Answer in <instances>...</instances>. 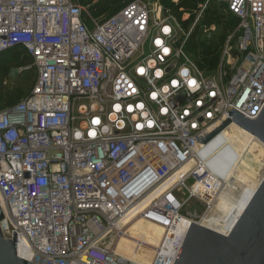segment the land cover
<instances>
[{
    "label": "built area",
    "instance_id": "built-area-1",
    "mask_svg": "<svg viewBox=\"0 0 264 264\" xmlns=\"http://www.w3.org/2000/svg\"><path fill=\"white\" fill-rule=\"evenodd\" d=\"M220 1L239 24L206 74L162 5L129 0L99 19L79 0H0V54L25 48L36 70L0 111L1 227L20 258L175 264L191 224L216 214L230 186L199 137L264 109V0ZM194 199L202 215L183 212ZM130 214L164 229L148 263L117 251Z\"/></svg>",
    "mask_w": 264,
    "mask_h": 264
},
{
    "label": "rangeland",
    "instance_id": "rangeland-1",
    "mask_svg": "<svg viewBox=\"0 0 264 264\" xmlns=\"http://www.w3.org/2000/svg\"><path fill=\"white\" fill-rule=\"evenodd\" d=\"M126 1L128 0H118V2H120L121 4L125 3ZM147 1L157 6L162 5L165 7L168 1L170 2L171 0H147ZM98 2H100V0H94L90 4L93 5V4H97ZM118 2L112 1L110 4L111 6L112 5L115 6L116 4H118ZM172 2L173 3L171 4V6L166 8L171 9V13L174 15L178 24V28L180 29L179 32H181V36L183 37L182 41H186V46L189 54L192 56V58L197 63V65H199V67L202 70H204L206 74H211L212 71L217 66V65L216 66L213 65L214 60L220 55L227 35L230 34L239 24L238 18L230 14L228 12L227 5L220 0H212L210 5L207 7L201 6L202 4L205 3V2L204 3L201 2L202 4L200 3L197 6V8H195L194 10H191L190 12H182L181 16L179 9H177V6L179 4H176L174 0H172ZM87 7H89V5H87ZM92 11H93L92 14H94V16L97 17V15L94 13V9ZM108 12L110 11L107 10V13ZM207 20H209L211 24L210 26L205 24ZM202 23H204V27L201 26ZM200 27H202L201 34H198L197 37L194 39L196 30L197 28L199 29ZM92 28L93 27H91V29ZM5 62L7 61L4 60L3 63L5 64ZM23 69H24L23 67H18L16 65L6 66L0 64V77L2 75H5V81L2 83V86L4 87V90L2 91L5 94H0V110L7 106H11L21 102L28 96V94L31 93V87L29 88L28 85L20 87V90L17 89L18 80H19L17 79V77L19 75H22ZM230 138L232 141L231 143L232 147L231 146L230 147L232 148V150H234V154H236V156L232 154L234 158H232V162H230L229 152L228 153L224 152L223 154H221L219 163L214 166L216 172L217 171L222 172V169L227 167V164L229 163L230 165L233 163L234 165H236L238 160L241 158V155H239V152H237V150L235 149V145L236 146L239 145L240 140L243 139V135L237 137L235 136V134H232ZM251 139L252 137H249L247 141V145L251 143L252 141ZM215 146H217V144ZM259 154L260 157L258 159V162H256L252 166V170L255 169V171L248 170V172L245 173H247L251 179L260 182L262 181L261 179L264 178V148L263 151L260 152ZM244 159L247 160L246 157ZM220 165L222 166L221 168L218 167ZM226 178L228 177L226 176ZM226 178H224L225 182L227 180ZM234 179H235L234 181H237V183H233L232 184L233 186L227 189V191L230 193L231 196L229 197L227 195H224V197L227 198L230 204H233L234 201H237L240 198L239 196L242 195L244 187L246 186V182H244L243 180H239L236 177H234ZM225 182L224 184L228 185ZM224 191L225 190L221 192V195H223ZM205 210H206L205 205L199 202L198 200L194 199L185 205L183 212L186 214L197 213L198 215H202L205 212ZM215 211H216L215 213L219 212L217 209ZM137 221L140 222L143 221L134 219V223H133L134 228L136 227V229L138 230L136 223ZM133 224L130 225L128 229L132 227ZM149 229L151 228L148 227V230ZM153 233H154L153 234L154 239H152L153 235H151L150 237L144 231H142V234L138 235L137 237L136 235H130L127 232L126 237H122L121 240H123V238L124 239L127 238L132 241L131 242L125 241V243H127L125 244L124 242L120 243L121 241L120 240L119 241L120 244H118L117 250H119L120 253L129 256L140 263H148L153 258L155 252L154 248L159 244V242L162 239V236L164 234V229H161L160 233L158 230L157 231L155 230ZM138 239L143 241L140 244L139 248L136 247L138 245L136 243V240ZM147 250L151 253V255H149L150 257L147 256L146 253Z\"/></svg>",
    "mask_w": 264,
    "mask_h": 264
},
{
    "label": "water",
    "instance_id": "water-1",
    "mask_svg": "<svg viewBox=\"0 0 264 264\" xmlns=\"http://www.w3.org/2000/svg\"><path fill=\"white\" fill-rule=\"evenodd\" d=\"M232 123L264 143V109L256 119L230 111L225 120L209 128L210 134L199 137L200 143H210ZM4 217L0 204V264H34L17 255L16 231L14 239L4 237ZM175 264H264V178L229 234L192 223Z\"/></svg>",
    "mask_w": 264,
    "mask_h": 264
},
{
    "label": "bare ground",
    "instance_id": "bare-ground-1",
    "mask_svg": "<svg viewBox=\"0 0 264 264\" xmlns=\"http://www.w3.org/2000/svg\"><path fill=\"white\" fill-rule=\"evenodd\" d=\"M232 134H235V136L237 137L243 135V139L240 140L239 145L237 146L235 145V149L237 150V152H239L241 158L238 160L236 165H234V163L230 165L229 163L227 164V167L222 169V172H218V171L216 172L214 166L219 163L221 154H223L224 152L227 153L229 152L230 162H232V158L236 156V154H234V150H232L231 148L232 141L230 137ZM249 137H252L251 139L252 141L251 143H249V145H247V141ZM216 144L217 146H215ZM263 148H264V143H262L257 137H255L253 134L243 129L239 125L232 123L219 136L213 139L210 143L206 145H202L201 149H199L201 158L206 161L209 168L216 175L222 176L223 178H226V176L228 177L226 178L227 180L225 182L228 184L227 186H230L231 188V186H233L232 185L233 183H237V181H234L235 180L234 177L246 182V186L244 187L243 193L241 192L242 195L239 196L240 198L237 201H234L233 204H230L227 198L224 197V195H227L229 197L231 196L227 190L223 192V195H220V200H219L220 202H218L217 205V210L219 212L211 216H204L203 224L205 226L220 232H224V231L228 232L233 229L237 220L239 219V217L241 216V214L243 213V211L245 210V208L247 207L250 200L252 199V197L254 196L255 192L258 190L261 184V181L259 182L251 179L249 175L245 172H248V170L255 171V169L252 170V166L256 162H258V159L260 157L259 153L263 151ZM232 154H234V156H232ZM245 157L247 158V160L244 159ZM218 167L221 168L222 166L220 165ZM134 219H135L134 214H130L126 217L125 222L130 226L134 223ZM136 223L138 230L136 229V227L134 228V224H133V226L130 227L127 231L128 234L136 235V237L142 234V231L146 232L151 237V235L154 234L153 232L155 230L156 231L158 230L160 233V230L162 229L159 225H155L146 221L143 222L137 221ZM148 227H150L151 229L148 230ZM152 239H154V235ZM125 241L131 242L132 240L123 238V240H121L120 243L121 242L125 243ZM117 251L119 252V250ZM146 253L147 256L151 255V253L148 250L146 251Z\"/></svg>",
    "mask_w": 264,
    "mask_h": 264
},
{
    "label": "trees",
    "instance_id": "trees-1",
    "mask_svg": "<svg viewBox=\"0 0 264 264\" xmlns=\"http://www.w3.org/2000/svg\"><path fill=\"white\" fill-rule=\"evenodd\" d=\"M79 1L81 2V4H83L85 6L89 5L91 11L94 9V13L97 15V17L99 19H104L105 17L111 16L113 13L118 11L124 5V3L121 4L120 2H118V0H100V2H98L97 4H93V5L90 3L94 0H79ZM112 1H117L118 4H116L115 6L114 5L111 6L110 3ZM205 1L206 0H180L178 3L179 5L177 6V9H179V11H180V16H181L182 12H190L191 10H194L195 8H197V6L201 2L204 3ZM172 3H173L172 0L170 2L168 1V3L165 5V7H170ZM181 9H182V11H181ZM107 10H109L110 12L107 13ZM205 24L209 25V26L211 25L209 20H207L205 22ZM201 26L204 27V23H202ZM202 27H200L199 29L197 28L196 33L194 35V39L197 37L198 34H201V31H202L201 28ZM219 58L220 57L218 56L214 60L213 65L216 66L218 64ZM4 60L7 61V62H5V64L3 63ZM0 64L6 65V66L16 65L18 67H23L24 69L22 70V72H23L22 75H19L17 77V79H19L17 89L20 90V87L28 85L29 88L31 87V91H32L34 84H35V79H36V70L34 67L31 66L32 59H31V56L29 55L28 51L25 48L16 47L10 51L1 53L0 54ZM4 81H5V75H2L0 77V90H1L0 94H5L2 91V90H4V87L2 86V83ZM7 107H9V106H7ZM7 107H5V108H7ZM5 108H3V109H5ZM3 109H1V110H3Z\"/></svg>",
    "mask_w": 264,
    "mask_h": 264
}]
</instances>
